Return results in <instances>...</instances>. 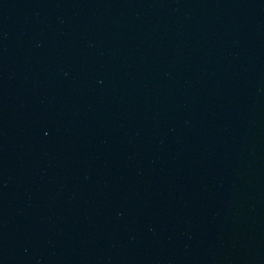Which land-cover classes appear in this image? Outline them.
<instances>
[{
	"label": "water",
	"instance_id": "1",
	"mask_svg": "<svg viewBox=\"0 0 264 264\" xmlns=\"http://www.w3.org/2000/svg\"><path fill=\"white\" fill-rule=\"evenodd\" d=\"M0 264H264V0H0Z\"/></svg>",
	"mask_w": 264,
	"mask_h": 264
}]
</instances>
